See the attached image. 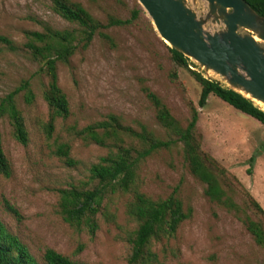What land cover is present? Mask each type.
I'll return each instance as SVG.
<instances>
[{
  "label": "rangeland",
  "instance_id": "374dc122",
  "mask_svg": "<svg viewBox=\"0 0 264 264\" xmlns=\"http://www.w3.org/2000/svg\"><path fill=\"white\" fill-rule=\"evenodd\" d=\"M69 1L80 4L103 25L111 18L129 22L101 30L111 42L96 33L89 46L85 50L77 48L67 64L57 63L58 86L70 112L66 119H56L47 137L43 126L49 112L43 92L48 78L24 48L25 32H42L45 27L72 30L78 26L56 14L51 0H0V36L14 46L11 50L0 42V99L23 81L29 82L33 93L31 103L26 102L24 91L16 95L28 133L25 146L13 138L8 119L0 118L2 148L10 167L9 177L0 175L2 223L39 262L44 251L52 249L83 264H129L125 238L135 229V223L125 209L132 193L105 200L114 221L106 222L99 215V229L91 235L62 220L58 190L86 180L90 165L107 154L106 148L77 138L71 128L80 129L113 114L135 131L144 126L160 139H167L146 95L148 90L182 127L187 125L192 109L198 112L196 132L201 149L232 178L231 190L223 186L231 207L204 194L205 185L190 173L179 145L148 157L138 170L137 190L152 199L166 198L177 190L184 208L191 210L190 218L174 237H160L153 243V252L163 264H264V247L255 242L245 226L246 217L261 219L248 206L245 192L264 211V126L212 94L205 106L199 107L201 87L191 73L197 71L193 62L185 68L173 61L169 47L136 0ZM197 10L206 11L204 0H198ZM62 143L69 145V155L77 166H66L54 154ZM6 203L19 218L6 210Z\"/></svg>",
  "mask_w": 264,
  "mask_h": 264
},
{
  "label": "trees",
  "instance_id": "16d2710c",
  "mask_svg": "<svg viewBox=\"0 0 264 264\" xmlns=\"http://www.w3.org/2000/svg\"><path fill=\"white\" fill-rule=\"evenodd\" d=\"M98 1V0H90ZM250 7L264 17V0H245ZM53 11L66 21L78 26L72 30H52L45 27L42 32H25L27 49L31 57L40 64V71L48 78L43 99L49 112V120L43 126L47 137H50L56 119H66L69 116V103L58 86L57 63L67 64L77 48L85 50L93 36H99L107 42L111 38L101 30L113 25H124L129 21L109 19L106 25L94 19L80 4L69 0H51ZM136 10L133 15L136 16ZM0 42L14 49L11 40L0 36ZM173 61L188 68V60L181 54L169 48ZM201 87L198 100L199 107H204L210 94L216 96L236 111L255 119L264 126V111L241 95L222 87L220 84L205 79L201 73L191 71ZM24 91L27 103L33 100L29 82L21 85L0 99V118H7L13 138L25 146L28 143V133L23 116L16 105V95ZM151 101L155 118L166 131L167 139L162 140L144 126L135 131L124 125L121 119L113 114L104 119L90 123L80 129L70 131L85 143H91L107 149V154L92 163L88 169V177L66 188L59 189L58 213L62 220L76 229H86L93 235L99 229V215L106 222H113L114 215L108 210L105 200L116 194L132 193V199L126 204L125 212L135 223V229L125 238L129 246V264H163L152 250V245L160 237L169 239L175 236L180 225L191 216V210L185 209L182 201L174 190L166 198L152 199L137 190L138 170L140 165L159 150H169L180 146L190 173L205 185L204 194L211 200L231 206L232 202L226 193L224 185L229 190L232 179L226 170L208 153L201 149L199 136L196 132L198 112L192 109L190 119L185 127L170 114L166 106L152 92L146 90ZM70 147L66 143L59 144L54 154L68 167L77 166L78 162L69 155ZM0 175L10 176V167L2 148L0 134ZM244 192V190H243ZM248 206L254 210L260 221L246 217L245 226L254 237L255 242L264 247V211L261 206L245 192ZM6 210L14 217L17 211L9 204ZM235 207V206H233ZM0 264H83L73 261L52 249H46L41 262L36 260L29 249L14 234L8 231L0 220Z\"/></svg>",
  "mask_w": 264,
  "mask_h": 264
},
{
  "label": "water",
  "instance_id": "95a60500",
  "mask_svg": "<svg viewBox=\"0 0 264 264\" xmlns=\"http://www.w3.org/2000/svg\"><path fill=\"white\" fill-rule=\"evenodd\" d=\"M136 1L160 39L205 79L264 106V17L245 0H204L205 12L198 0Z\"/></svg>",
  "mask_w": 264,
  "mask_h": 264
},
{
  "label": "bare ground",
  "instance_id": "6f19581e",
  "mask_svg": "<svg viewBox=\"0 0 264 264\" xmlns=\"http://www.w3.org/2000/svg\"><path fill=\"white\" fill-rule=\"evenodd\" d=\"M259 105L261 106L262 110H264V106L262 104L259 103Z\"/></svg>",
  "mask_w": 264,
  "mask_h": 264
},
{
  "label": "built area",
  "instance_id": "2783aa9c",
  "mask_svg": "<svg viewBox=\"0 0 264 264\" xmlns=\"http://www.w3.org/2000/svg\"><path fill=\"white\" fill-rule=\"evenodd\" d=\"M195 68V67H194Z\"/></svg>",
  "mask_w": 264,
  "mask_h": 264
}]
</instances>
